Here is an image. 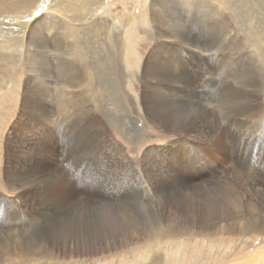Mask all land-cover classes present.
<instances>
[{
	"label": "rangeland",
	"instance_id": "rangeland-1",
	"mask_svg": "<svg viewBox=\"0 0 264 264\" xmlns=\"http://www.w3.org/2000/svg\"><path fill=\"white\" fill-rule=\"evenodd\" d=\"M27 1L0 0L13 53L0 61L12 77L0 90V264H147V254L153 264H264V9L60 0L67 17ZM104 10L134 19V31L107 42L112 50L103 31H120L116 19L95 40L88 22ZM149 11L155 30L142 26ZM129 79L136 111L122 96ZM241 89L259 92L257 108L237 106Z\"/></svg>",
	"mask_w": 264,
	"mask_h": 264
},
{
	"label": "bare ground",
	"instance_id": "bare-ground-1",
	"mask_svg": "<svg viewBox=\"0 0 264 264\" xmlns=\"http://www.w3.org/2000/svg\"><path fill=\"white\" fill-rule=\"evenodd\" d=\"M27 1V0H26ZM30 1H32V0H30ZM63 1V0H62ZM65 1V0H64ZM77 1H80V0H77ZM85 1V0H84ZM156 1V0H155ZM196 1V0H195ZM219 1V0H218ZM224 1V0H223ZM232 1V0H231ZM236 1V0H235ZM235 1L234 2H230L231 4H233L234 6L235 5H237V4H239V2L237 3V4H235ZM242 1V12H244V13H246V16L249 14L248 12H253V11H256V9L258 8V7H261V8H263L264 9V0H241ZM28 2V1H27ZM27 2H23L22 3V7H23V5H24V3H27ZM58 2H61L60 0H41V2L39 3V7L37 8V10H40L39 12H43V11H46V10H51V11H56V12H58V13H60V14H64L65 16H67V17H70V16H68V14H66V13H64L63 12V10H62V7H60V4L61 3H58ZM81 2H82V0H81ZM86 2V1H85ZM153 2V1H152ZM220 3V1L218 2V4ZM221 3H222V1H221ZM75 5H77V4H75ZM145 5V4H144ZM160 5H161V3H160ZM210 5H211V3H210ZM230 5V4H229ZM229 5H227V7H229ZM153 6V5H152ZM238 6V5H237ZM6 8V10H8V9H10V8H8V6H5ZM142 7H144V6H142ZM153 8H155V7H153ZM210 8V7H209ZM260 8V9H261ZM2 9H4V8H2ZM77 9H79V8H77ZM146 9H147V5H146V7H145V11H146ZM151 9V8H150ZM5 10V11H6ZM87 10V9H86ZM131 10V9H130ZM163 10V9H162ZM213 10V9H212ZM224 10V9H223ZM258 10V9H257ZM62 11V12H61ZM228 11H230V10H228ZM236 11V10H235ZM34 12H36V9L34 10ZM78 12V11H77ZM93 12H94V10H93ZM210 12V11H209ZM238 12V11H237ZM79 13H82V14H84L83 12H80L79 11ZM160 13V12H159ZM255 13V12H254ZM30 14H32V13H30ZM39 14V13H38ZM90 14V13H89ZM131 14H133V12L131 13ZM71 15V14H70ZM78 15H80L81 16V14H78ZM95 15H97V14H93L91 17H89V20L90 21H88V22H90V23H92V25H93V27H95V30H93V35L92 36H94V40L95 39H99L98 38V34H102L103 35V32L105 33L104 35V37H105V42H106V44L107 45H109V48H111L110 46H114L113 44L111 45L110 43H107V42H109V40L111 41V37L112 36H120V37H122V39H124L125 37H124V34L125 33H127V31L128 30H130V29H132L133 30V28H131V22L133 23V21H134V19H133V17L131 18L132 20L130 21V19L129 18H127V20H128V22L127 23H125L124 24V22H122V19L120 18V17H118L119 15H113L112 13H110V11H108V10H104L102 13H101V15L100 16H95ZM9 15H7V16H3V17H1V19H0V61H2V63H4V62H8L9 63V65H10V63L12 62V60H10V58L12 57V55H13V53H7V51L8 50H10L11 48L7 45L8 44V42L11 40V36H9V33H11V31H8L7 29H6V27L7 26H9V25H7V21H9V20H7V19H10L11 18V16H9L10 18H7ZM15 16V15H14ZM31 16V15H30ZM71 16H73V14L71 15ZM131 16H133V15H131ZM134 16H136V15H134ZM140 16V15H139ZM146 16H147V18H145V19H142L141 21L143 22V24H142V26L144 25L145 27H148L149 29H151V30H155V28L153 27V26H150V25H152V22H154L155 20L156 21H158L156 18H158V16H157V14L154 12V11H149V12H146ZM163 16V15H162ZM33 17H34V15H33ZM109 17H114V19H116V20H112L111 19V23L112 24H114L113 22L114 21H116V23H118V25L120 24L121 25V30L120 31H117L116 32V30L117 29H119V28H117L116 29V27H118V25H116V27H113L114 29H116L114 32H109V27L107 28V30L106 31H99V29H97L98 28V26L99 25H101V24H108V23H106L107 21H108V19H109ZM214 17V16H213ZM249 17V16H248ZM18 18H22L23 20H26V19H28L29 18V16H25V15H21L20 17H18ZM86 18V17H85ZM136 18V17H135ZM163 18H165V17H163ZM234 18V17H233ZM12 19V18H11ZM10 19V20H11ZM73 19H74V17H73ZM83 19V16H81V17H79V18H77V20H79V21H83L82 20ZM87 19V18H86ZM225 19V18H224ZM239 19V18H238ZM243 19V18H242ZM250 19V18H249ZM29 20H31V18L29 19ZM76 20V21H77ZM137 20V19H136ZM161 20V19H160ZM162 20H164V19H162ZM12 21V20H11ZM72 21V20H71ZM113 21V22H112ZM130 21V22H129ZM155 21V22H156ZM232 21V20H231ZM159 22H161V21H159ZM197 22V21H196ZM247 22H248V20H247ZM83 23V22H82ZM140 23V22H139ZM10 24V23H9ZM19 24V23H18ZM23 23H21V25H22ZM85 24H87V22L85 23ZM84 24V25H85ZM111 24V25H112ZM136 24H138L137 22H136ZM163 24H164V22H163ZM250 24H253V23H250ZM256 24V23H255ZM81 25H83V24H81ZM115 25V24H114ZM165 25V24H164ZM11 26V25H10ZM101 26H103V25H101ZM105 26V25H104ZM134 26V25H133ZM141 26V25H140ZM161 26V25H160ZM159 26V28H161ZM155 27L158 29V25H155ZM258 28H259V26H257ZM17 29H18V27H16ZM113 28H111V30L113 29ZM250 28H252V27H250ZM254 28V27H253ZM15 29V28H14ZM73 29V28H72ZM100 29H103V28H100ZM164 29H167V28H165L164 27ZM244 29V28H243ZM104 30V29H103ZM159 30V29H158ZM14 31V30H13ZM26 31V30H25ZM24 31V32H25ZM70 31V30H69ZM134 31V30H133ZM142 31V30H141ZM140 31V32H141ZM144 31H146V29L144 30ZM144 31H142V32H144ZM169 31H171V30H169ZM9 32V33H8ZM161 32H162V30H161ZM230 32V31H229ZM4 34V35H1V34ZM176 33V32H175ZM246 33V32H245ZM258 33V32H257ZM143 34V33H142ZM158 34V33H157ZM180 34V33H179ZM24 35V34H23ZM101 35V36H102ZM175 35V34H174ZM176 35H177V33H176ZM20 37L22 36V35H19ZM71 36V35H70ZM76 36V35H75ZM193 36V35H192ZM250 36V35H249ZM17 37V36H16ZM161 37V36H160ZM172 37H174V36H172ZM176 37H178V35L177 36H175V38ZM220 37V36H219ZM19 38V37H18ZM256 38V37H255ZM260 38H262V37H260ZM14 39H15V37H14ZM159 39V38H158ZM177 39V38H176ZM251 39V38H250ZM253 39V38H252ZM21 40H22V38H21ZM25 40V39H24ZM74 40V39H73ZM93 40V41H94ZM182 40V39H181ZM180 40V41H181ZM100 41V40H99ZM98 41V42H99ZM102 41V40H101ZM123 41V40H122ZM161 41H164V40H161ZM159 42V44H158V46H159V48L163 45V42ZM172 41V40H171ZM2 42H6V44H3V45H5V47L3 46V45H1V43ZM13 42V41H12ZM95 42V41H94ZM123 42H125V41H123ZM166 42V41H165ZM27 43V42H26ZM72 43H73V41H72ZM112 43V42H111ZM167 43V42H166ZM183 43V42H182ZM192 43V42H191ZM23 44V43H22ZM88 44V43H87ZM171 44V43H170ZM15 45H16V43H15ZM97 45V44H96ZM125 45H126V43H125ZM166 45H168V44H166ZM166 45H165V47H166ZM175 45V44H174ZM13 46V45H12ZM76 46V45H75ZM127 46V45H126ZM126 46H125V52H124V54L127 56V57H130V53H131V51L129 52V51H127L126 50ZM188 46V45H187ZM237 46V45H236ZM245 46V45H244ZM115 47V46H114ZM117 47V46H116ZM14 48H16V47H14ZM75 48V47H74ZM113 48V47H112ZM112 48H111V50H112ZM119 48H120V46H119ZM171 48V47H170ZM186 48H189V47H186ZM17 49V48H16ZM117 49H118V47H117ZM109 50V49H108ZM121 50V49H120ZM129 50V49H128ZM35 51V50H34ZM73 51V50H72ZM89 51V50H88ZM9 52V51H8ZM17 52H19V51H17ZM94 52V51H93ZM117 52V51H116ZM119 52V51H118ZM118 52H117V54H118ZM74 53V52H73ZM110 53H112L111 51H110ZM120 53H121V51H120ZM183 53V52H182ZM235 53V52H234ZM246 53V52H245ZM82 54V53H81ZM102 54V53H101ZM109 54V53H108ZM114 54H115V50H114ZM236 54H238V52L236 53ZM78 55V54H77ZM83 55H85V54H83ZM110 55H112V54H110ZM121 55H122V53H121ZM223 55V54H222ZM242 55H244V54H242ZM241 55V56H242ZM72 56V55H71ZM106 56V55H105ZM116 56V55H115ZM21 57V56H20ZM112 57H113V55H112ZM118 57L120 58V56L118 55ZM117 57V58H118ZM161 57V56H160ZM14 58V57H13ZM94 58V57H93ZM105 58H108V56H106V57H104V56H102V59L100 58V60H99V62L101 63V65H100V67H101V69H104V65H102V64H106V62H107V59H105ZM95 59V58H94ZM243 59H245V58H243ZM10 60V61H9ZM17 60V59H16ZM81 60V59H80ZM96 60V59H95ZM19 61V60H18ZM85 61V60H84ZM97 61H98V59H97ZM113 61V60H112ZM73 62H75V60L73 61ZM124 62V61H123ZM1 63V64H2ZM130 63V62H129ZM122 64H124V63H122ZM8 65V66H9ZM5 66V65H4ZM7 66V65H6ZM80 66H82L81 64H80ZM85 67H86V65H85ZM123 67H124V65H123ZM227 67V66H226ZM7 68H9V67H6L5 69L6 70H8ZM228 69V68H227ZM1 70H4V69H1ZM84 71V70H83ZM9 72H12L11 71V69L9 70ZM19 72V71H18ZM76 72V71H75ZM147 74H148V72H146ZM156 74H157V72H156ZM126 75V74H125ZM124 75V76H125ZM153 75H155V74H153ZM127 76V75H126ZM156 76V75H155ZM102 77V76H101ZM105 77V76H104ZM132 77V76H131ZM262 77V76H261ZM22 78V77H21ZM89 78V77H88ZM106 78V77H105ZM157 78V77H156ZM198 78V77H197ZM254 78H256L255 76H254ZM253 78V80H255ZM81 79H83L82 81H84V79L85 78H81ZM101 79L102 78H100L99 79V83L101 84L102 82H101ZM127 79V78H126ZM130 80V79H129ZM193 81V80H192ZM191 81V82H192ZM241 81V80H240ZM11 82H12V77L11 76H9V75H7V74H4L3 73V71H1V74H0V90H1V88H6V87H8L10 84H11ZM15 82V81H14ZM85 82V81H84ZM132 82L133 81H129V82H127V88H126V92L128 93V92H130V93H123L122 94V96L124 97V99H125V102L127 103V106H130L131 108H132V110L134 109L135 111H136V109H138L139 110V107H140V105L138 104L139 102H138V97L136 96V94H135V92L134 91H132L131 89L133 88V84H132ZM195 82H198V81H195ZM202 82V81H201ZM263 82V81H262ZM16 83V82H15ZM23 83V82H22ZM82 83V82H81ZM262 84V83H261ZM264 84V83H263ZM16 85V84H15ZM193 85V84H192ZM251 85V84H250ZM12 86V85H11ZM73 86V85H72ZM253 86H254V84H253ZM68 87H70L69 85H68ZM87 87V88H86ZM193 87H194V85H193ZM193 87H191V88H193ZM195 87H198V86H195ZM201 87V86H200ZM260 87V86H259ZM15 88H16V86H15ZM71 88V87H70ZM84 88H86V90H88V91H90L91 89H94V87H93V81L89 78L86 82H85V86H84ZM159 88V87H158ZM157 88V89H158ZM252 88V87H251ZM163 89V88H162ZM176 89V88H175ZM196 89V88H195ZM199 89V88H198ZM238 89H240V88H238ZM37 90H38V88H37ZM36 90V91H37ZM40 91V90H39ZM5 92V91H4ZM218 92V91H217ZM69 93H72V95L73 96H75L76 97V95L78 94V92L77 91H69V89H68V94ZM131 93H133L132 95H131ZM179 93V92H178ZM199 93V92H198ZM257 93H259L258 91H256V90H254V89H241V90H239V94H238V96L239 97H243L244 98V102H243V100H241L240 98H239V101H237L238 103H237V106L239 107V108H241V109H245V110H254L255 108H257V106H255V105H253V103L252 102H254V101H256V96H257ZM7 94V93H6ZM36 94V93H35ZM197 94V93H196ZM0 95H2V94H0ZM159 95V94H158ZM40 96V95H39ZM70 96V95H69ZM127 96H129L130 98L132 97V99H134V104L133 105H131L130 103H129V101L128 100H126V98L125 97H127ZM227 96V95H226ZM5 97V96H4ZM41 97H42V95H41ZM45 97V96H44ZM35 98V97H34ZM47 99V98H46ZM45 99V100H46ZM69 99V98H68ZM212 99V98H211ZM222 99V98H221ZM131 100V99H130ZM36 101V100H35ZM123 101V100H122ZM143 101V100H142ZM46 102V101H45ZM49 102V101H48ZM124 102V101H123ZM254 103H256V102H254ZM141 104V103H140ZM191 104H193V103H191ZM216 105V104H215ZM212 106V105H211ZM229 106V105H228ZM129 107V108H130ZM196 107V106H195ZM205 107V106H204ZM4 108V107H3ZM49 108H51L50 107V105H48V104H41L40 105V111L41 112H45V115H47L49 112H47L48 111V109ZM158 108V107H157ZM191 109V108H190ZM35 110V109H34ZM50 110V109H49ZM155 110V109H154ZM197 110V109H196ZM223 110V109H222ZM134 111V112H135ZM157 113H158V111L157 110H155ZM209 112V111H208ZM2 113V112H1ZM40 113V112H39ZM198 113V112H197ZM41 114V113H40ZM139 114H141V113H139ZM189 114V113H188ZM198 114H200V113H198ZM222 114V113H221ZM1 115V114H0ZM43 115V114H42ZM196 115V114H195ZM225 115V114H224ZM44 116V115H43ZM188 116V115H187ZM200 116V115H199ZM189 118H190V116H188ZM150 118L151 119H153V117L152 116H150ZM155 118V117H154ZM167 118H169V121L170 122H174V116L172 115V113L170 114V116L169 117H167ZM48 119V118H47ZM156 119V118H155ZM189 120V119H188ZM194 120V119H193ZM202 120V119H201ZM237 120H239V119H237ZM254 120V119H253ZM45 121H47V120H45ZM175 121L178 123V118H175ZM200 121V120H199ZM231 121V120H230ZM192 122V121H191ZM43 123V122H42ZM194 123V122H193ZM207 123H209L208 121H205V127H207L208 126V124ZM238 123V122H237ZM37 124V123H36ZM174 124H175V122H174ZM172 125H173V123H172ZM200 125V124H199ZM178 125L176 124V127H177ZM201 126V125H200ZM175 127V128H176ZM218 128V127H217ZM226 128V127H225ZM53 131V130H52ZM205 133V132H204ZM235 135L237 136V138L238 139H240V137H241V128H239L236 132H235ZM53 137H55L54 135H52ZM45 136H43V138H44ZM206 137V136H205ZM204 139V138H203ZM209 141V140H208ZM259 141V140H258ZM159 149V148H158ZM117 151V150H116ZM242 151V149L240 150V149H238V152H241ZM192 152V151H191ZM119 153V152H118ZM188 154V153H187ZM190 156V155H189ZM243 156V155H242ZM176 157V156H175ZM174 158V157H173ZM244 158V157H243ZM190 159V158H189ZM239 159V158H238ZM176 161V160H175ZM189 161V160H188ZM184 163V162H183ZM186 164V163H185ZM193 165H195V164H193ZM193 165H191V167L193 166ZM8 167V166H7ZM121 168V167H120ZM260 168V167H259ZM27 170V169H26ZM33 170V169H32ZM34 171V170H33ZM28 172H30V171H28ZM33 173V172H32ZM31 173V174H32ZM194 173H196V172H194ZM240 173V172H239ZM30 174V173H29ZM33 174H35V173H33ZM121 174V173H120ZM38 175V174H37ZM51 175V174H50ZM50 177V176H49ZM56 179V178H55ZM16 182V181H15ZM248 182V181H247ZM246 182V183H247ZM228 183H229V181H228ZM49 185V184H48ZM51 186H52V184H51ZM252 186V185H251ZM243 189V188H242ZM263 194V193H262ZM117 195V194H116ZM187 195V194H186ZM234 195V194H233ZM236 198V197H235ZM241 201V200H240ZM160 202V201H159ZM249 202V201H248ZM215 206V205H214ZM100 207V206H99ZM239 209V208H238ZM131 210V209H130ZM231 210V209H230ZM200 211H202V210H200ZM136 212V211H135ZM236 212V211H235ZM74 214V213H73ZM137 215V214H136ZM138 216V215H137ZM225 216H227V215H225ZM240 213H236V216H234V218H235V220H233V221H237V219H239L240 217ZM69 221V220H68ZM76 221V220H75ZM135 223H137V222H135ZM148 226V225H147ZM146 226V227H147ZM187 226V225H186ZM144 228V227H143ZM170 228V227H169ZM171 229V228H170ZM227 229V228H226ZM12 230V229H11ZM8 231V230H7ZM23 231V230H22ZM2 232V231H1ZM7 233V232H6ZM19 233H20V231H19ZM138 234V233H137ZM11 235H14V234H11ZM10 235V236H11ZM24 235V234H23ZM220 235V234H219ZM16 236H18V234L16 235ZM179 236V235H178ZM9 237V236H8ZM52 237V236H51ZM11 238V237H10ZM17 238V237H16ZM1 240V239H0ZM3 240V239H2ZM33 240V239H32ZM47 241V240H46ZM159 242V241H158ZM161 242V241H160ZM33 243H34V241H33ZM3 244H5V243H3ZM24 245V244H23ZM34 245V244H33ZM41 245V244H40ZM43 245V244H42ZM35 246H36V244H35ZM164 246V245H163ZM7 248V247H6ZM3 249V248H2ZM24 249V248H23ZM48 249V248H47ZM162 249V248H161ZM5 250V249H4ZM35 250H36V248H35ZM35 250H34V252H35ZM164 250V249H163ZM32 251V250H31ZM17 252V251H16ZM23 252V251H22ZM33 252V253H34ZM38 253V252H37ZM147 253V252H146ZM150 253V252H149ZM3 254H4V252H3ZM14 255V254H13ZM16 255V254H15ZM39 255V254H38ZM8 257H10V256H8ZM12 257V256H11ZM7 258V257H6ZM14 258H15V256H14ZM17 258V257H16ZM35 258V257H34ZM41 258V257H40ZM146 258V260H147V264H153L154 262H153V260L151 259V257H150V255L149 254H147V256L145 257ZM167 258V257H166ZM11 259V258H10ZM13 259V258H12ZM11 259V260H12ZM26 261H31V260H33V257L31 258V255L30 256H27L26 258ZM38 259V258H37ZM4 260V259H3ZM14 260V259H13ZM18 259H16V261H17ZM35 260V259H34ZM7 261V260H6ZM41 261V260H40ZM8 262V261H7ZM33 262V261H32ZM20 263V262H19ZM190 263V262H189ZM16 264V263H15ZM26 264V263H25ZM28 264V263H27Z\"/></svg>",
	"mask_w": 264,
	"mask_h": 264
}]
</instances>
